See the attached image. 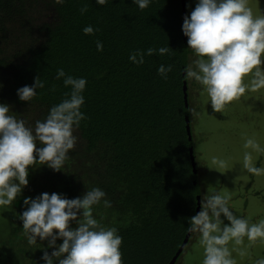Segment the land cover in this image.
<instances>
[{
    "label": "trees",
    "instance_id": "trees-1",
    "mask_svg": "<svg viewBox=\"0 0 264 264\" xmlns=\"http://www.w3.org/2000/svg\"><path fill=\"white\" fill-rule=\"evenodd\" d=\"M181 18L180 0H152L143 10L132 0L103 6L96 0H0V103L10 114L32 127L42 121L70 91L56 79L59 68L87 81L86 119L74 131L78 142L61 171L29 166L28 184L0 227V264H44L43 251L53 250L39 239L28 244L17 219L25 197L55 192L72 199L93 187L111 203L94 206L93 215L102 226L117 228L123 264L170 262L196 215V198L201 201L188 154L192 148L195 158L193 141L185 131L188 117L192 137L195 106L188 86L187 108L182 93V73L194 53L182 38ZM89 25L94 34L85 35ZM168 46L169 54L145 55L142 65L129 61L137 50ZM162 64L172 66L167 79L157 72ZM37 76L45 87L31 101H20L17 89Z\"/></svg>",
    "mask_w": 264,
    "mask_h": 264
},
{
    "label": "clouds",
    "instance_id": "clouds-1",
    "mask_svg": "<svg viewBox=\"0 0 264 264\" xmlns=\"http://www.w3.org/2000/svg\"><path fill=\"white\" fill-rule=\"evenodd\" d=\"M55 2L63 4L64 0ZM107 2L96 0L100 6ZM151 2L132 0L141 10ZM86 11V7L81 9V13ZM82 31L92 35L95 30L89 25ZM182 32L195 56L184 69L185 79L201 86L215 112L246 91L264 88V13L254 16L248 0H196L190 15L183 18ZM96 48L102 51L103 44L97 41ZM169 52V46L137 50L129 54V61L139 66L145 62V55L163 56ZM171 71V65L162 64L157 69L164 79ZM245 77H249L247 83ZM56 79H62L70 91L34 127L10 114L9 106L0 103V207L12 205L27 186L29 166L39 163L61 171L69 159V151L78 142L74 131L86 119L81 107L85 103L83 92L87 81L66 74L62 68L57 69ZM44 87L45 82L37 76L31 86L20 87L16 94L20 101L28 102L37 95V89ZM243 148L246 149L243 169L253 176L264 175V167L254 165L252 154L264 153V147L255 138H246ZM212 164L217 168L227 166L225 160L216 157L212 158ZM105 196L102 189L93 187L72 199L55 192L24 198L26 207L17 214V219L22 221L28 244L35 245L39 239L47 241V248L53 249L51 253L43 251L44 264H123L122 237L117 228L102 226L93 215L94 206L101 202L105 208L111 207ZM230 199L229 193L208 191L201 200L200 211L188 221L186 230L196 234L203 249L201 264H237L233 252L243 258L257 241L264 244V218L252 223L248 217L234 215ZM57 240L62 243L57 244ZM253 264H264V256H258Z\"/></svg>",
    "mask_w": 264,
    "mask_h": 264
},
{
    "label": "rangeland",
    "instance_id": "rangeland-1",
    "mask_svg": "<svg viewBox=\"0 0 264 264\" xmlns=\"http://www.w3.org/2000/svg\"><path fill=\"white\" fill-rule=\"evenodd\" d=\"M195 4L196 0H187V15H190ZM248 6L252 8L254 16L264 13V0H248ZM193 59L195 56L191 55L189 63ZM248 81L249 77H245L244 82ZM187 86L189 102L195 106V113L192 111L194 120L192 117L190 121L201 200L208 191L229 193V207L234 215L248 217L252 223L258 222L264 218V175L253 176L247 173L242 162L246 138H255L264 147V88L255 92L246 91L220 112H215L200 85L187 80ZM252 154L254 165L264 167V153ZM213 157L225 160L227 166L217 168L212 164ZM10 207H0V227L7 223ZM221 219H224L223 216ZM224 223L228 221L224 220ZM244 243H248L246 238ZM232 247L230 242L229 248ZM248 253L241 258L233 252L237 264H253L258 256H264V244L257 241L248 248ZM202 259L203 249L194 234L177 264H201Z\"/></svg>",
    "mask_w": 264,
    "mask_h": 264
},
{
    "label": "water",
    "instance_id": "water-1",
    "mask_svg": "<svg viewBox=\"0 0 264 264\" xmlns=\"http://www.w3.org/2000/svg\"><path fill=\"white\" fill-rule=\"evenodd\" d=\"M180 6H181V23L183 24V18L187 15L186 14V4H185V0H180ZM182 38L183 40L186 39V37L183 35L182 32ZM182 76H185V73H182ZM182 93H183V101L185 104V107L187 108V85H186V81H183L182 84ZM185 131H186V135H187V140L188 141H192V137H191V132H190V124H189V119L188 117H185ZM188 154H189V160H190V166H191V170H192V174L196 175V164H195V158L193 155V149L189 148L188 150ZM193 185H195V183H193ZM200 205H201V201L200 198L197 197L196 198V214L200 211ZM191 237V233H189L187 231L181 246L178 248V250L176 251V253L174 254V256L172 257V259L170 260V262L168 264H176V261L178 260V258L181 256V254L184 252L185 248L188 245L189 239Z\"/></svg>",
    "mask_w": 264,
    "mask_h": 264
}]
</instances>
